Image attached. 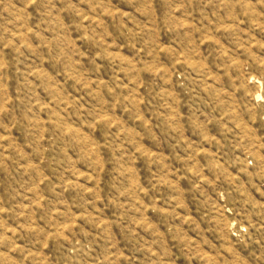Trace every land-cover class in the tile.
Returning a JSON list of instances; mask_svg holds the SVG:
<instances>
[{
	"label": "rangeland",
	"instance_id": "rangeland-1",
	"mask_svg": "<svg viewBox=\"0 0 264 264\" xmlns=\"http://www.w3.org/2000/svg\"><path fill=\"white\" fill-rule=\"evenodd\" d=\"M0 264H264V0H0Z\"/></svg>",
	"mask_w": 264,
	"mask_h": 264
}]
</instances>
